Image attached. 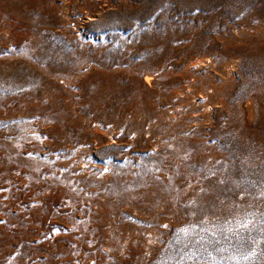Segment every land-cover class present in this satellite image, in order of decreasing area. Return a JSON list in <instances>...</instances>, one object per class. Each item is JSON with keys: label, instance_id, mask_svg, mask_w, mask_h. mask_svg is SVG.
Returning a JSON list of instances; mask_svg holds the SVG:
<instances>
[{"label": "rangeland", "instance_id": "obj_1", "mask_svg": "<svg viewBox=\"0 0 264 264\" xmlns=\"http://www.w3.org/2000/svg\"><path fill=\"white\" fill-rule=\"evenodd\" d=\"M191 252L264 264V0H0V264Z\"/></svg>", "mask_w": 264, "mask_h": 264}, {"label": "snow or ice", "instance_id": "obj_2", "mask_svg": "<svg viewBox=\"0 0 264 264\" xmlns=\"http://www.w3.org/2000/svg\"><path fill=\"white\" fill-rule=\"evenodd\" d=\"M213 175H214V173H213ZM220 182L223 183V181H220ZM193 203H194V201H193ZM201 223L207 224V220L205 219V220L201 221ZM250 224H253L252 220H245L243 222L237 221V225H236L235 229H233L232 227H228L227 229H225V231H227L229 233H233V235H236L238 248L242 247V245L239 244V241H241L243 239V237L240 235V231L241 230L251 231V229H249ZM205 231H208V229L207 228H199L198 225H191L190 227L182 228V229H180V233H182L183 235L181 236L178 233L177 241L178 242L183 241L185 248L189 247V245H191L193 248H195L197 245H201V247H203L201 242L211 243V244H220L221 243L220 239H215L213 241H206L205 237L200 234V233L205 232ZM189 237H192V239L190 240ZM224 240L228 241L229 237L224 236ZM214 250L216 252L222 253V252L228 251V247H218V248H215ZM198 251H199V249H198ZM203 251H207V249L204 248ZM251 255H255V253L252 252L249 255H243V256L230 255L227 258L221 257V259L219 261H217L215 256H213L212 252H208V256L202 260L201 264H209V258L211 259L212 264H223L224 259H228L229 261H236V264H240L241 260H248ZM186 260H200V257L197 256L196 252L185 253V254L181 255L180 260L177 262V264H184V261H186Z\"/></svg>", "mask_w": 264, "mask_h": 264}]
</instances>
